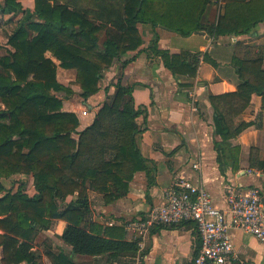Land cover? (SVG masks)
Returning <instances> with one entry per match:
<instances>
[{
	"label": "trees",
	"instance_id": "1",
	"mask_svg": "<svg viewBox=\"0 0 264 264\" xmlns=\"http://www.w3.org/2000/svg\"><path fill=\"white\" fill-rule=\"evenodd\" d=\"M211 1L33 0L31 9L20 0H4L1 12L22 18L7 39L10 48L0 55V264H44L32 244L53 220L66 223L60 238L72 254L105 256L110 264L132 261L137 244L124 239L122 228L87 221L88 192L109 204L126 194L137 171H145L148 186L153 184L154 169L146 168L136 143V118L143 111L134 107L132 87L119 78L93 122L77 131L78 118L62 111L55 95L73 93L57 81L56 69L73 70V85L86 99L99 90L114 59L142 45L138 24L181 36L206 31L217 37L248 34L264 20V0H221L216 22L206 26L201 18ZM153 49L173 76H195L188 52ZM262 61L253 54L232 57L239 79L235 91L208 96L221 173L227 164L231 171L239 168L240 147L230 140L250 125L235 119L252 94L260 96L264 110ZM248 166L264 176V155L260 158L256 147L249 149ZM18 174L33 177V195L21 184L6 188L1 181ZM190 225L198 237L190 221L173 226ZM43 255L50 264H75L63 252Z\"/></svg>",
	"mask_w": 264,
	"mask_h": 264
},
{
	"label": "crops",
	"instance_id": "2",
	"mask_svg": "<svg viewBox=\"0 0 264 264\" xmlns=\"http://www.w3.org/2000/svg\"><path fill=\"white\" fill-rule=\"evenodd\" d=\"M213 2L207 5L201 18L206 26L216 22L221 10V0H218L216 17L212 22ZM137 28L142 45L114 59L111 66L103 71L95 94L81 98L79 88L71 85L75 72L60 67L56 69V79L73 93L70 96L55 94L62 101V111L76 115L79 121L77 131H81L93 122L107 97L114 93L119 78L123 86L132 87L134 107L143 111L136 118L140 129L136 143L146 159V168L154 169L151 171L153 184L148 186L145 171H137L128 183L126 194L109 204L103 203L100 194L89 191L91 211L87 216L89 222L122 228L123 237L129 242H135L133 239L137 233L126 231L123 224L143 217L151 207L161 205L163 190L179 176L203 186L213 206L219 210H227L224 190L229 184L255 186L264 199V176L248 166L251 146L258 148L260 158L264 155V110L260 107V96L252 94L249 106L235 119L236 124H250L230 140L232 146L240 147L239 168L235 172L228 164L222 173L219 171L214 149V142L219 138L213 134V110L208 101L209 95L235 91L239 79L231 64L232 57L260 55L264 69V20L248 34L217 37L206 31L181 36L161 28L153 30L147 25L138 24ZM154 45L169 54L188 52V61L195 68V76H173L154 53ZM25 180L31 191L26 190ZM1 181L6 188L13 183L15 186L21 184L25 192L34 194L31 175L21 174L19 178L14 175ZM74 199L75 195L70 196L67 202ZM65 226L64 221L53 220L48 229L39 231L35 237L32 245L42 254L44 264H50L43 255L45 250L63 252L75 264H110L105 256L72 254L71 248L60 238ZM230 234L241 259L249 264H264V244L239 229H231ZM199 245V238L191 225L157 226L143 239L141 264H189Z\"/></svg>",
	"mask_w": 264,
	"mask_h": 264
},
{
	"label": "built area",
	"instance_id": "3",
	"mask_svg": "<svg viewBox=\"0 0 264 264\" xmlns=\"http://www.w3.org/2000/svg\"><path fill=\"white\" fill-rule=\"evenodd\" d=\"M224 199L226 211L213 206L203 186L184 176L177 177L163 190L161 205H155L143 217L123 224L126 231L137 233L133 241L138 250L131 262L112 264H141L143 239L151 229L187 221L196 226L200 241L189 264H249L238 256L230 230H242L264 244V199L261 191L255 186L229 184L225 186Z\"/></svg>",
	"mask_w": 264,
	"mask_h": 264
},
{
	"label": "rangeland",
	"instance_id": "4",
	"mask_svg": "<svg viewBox=\"0 0 264 264\" xmlns=\"http://www.w3.org/2000/svg\"><path fill=\"white\" fill-rule=\"evenodd\" d=\"M84 1L85 0H79V3H84ZM3 2L4 0H0V55L3 54L6 49L10 48L6 43L7 39L9 35L11 34V32L16 27L17 22L22 18V15L19 13L9 14V13L1 12V6ZM20 2L22 3L24 8H31V9L33 8V0H20ZM217 6H218V0H214V2L212 3V8H211L212 10L211 21L212 22L214 21L216 17ZM102 39L103 38H101V41ZM72 84L73 83L71 82V85ZM19 175L21 174L16 175V178H19ZM25 182H26V190L31 191V186L27 183L28 181L25 180Z\"/></svg>",
	"mask_w": 264,
	"mask_h": 264
}]
</instances>
